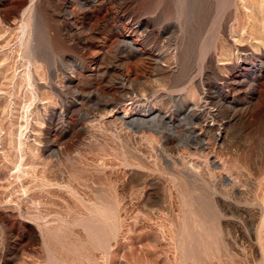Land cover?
<instances>
[{"label": "rangeland", "instance_id": "1", "mask_svg": "<svg viewBox=\"0 0 264 264\" xmlns=\"http://www.w3.org/2000/svg\"><path fill=\"white\" fill-rule=\"evenodd\" d=\"M0 264H264V0H0Z\"/></svg>", "mask_w": 264, "mask_h": 264}, {"label": "bare ground", "instance_id": "2", "mask_svg": "<svg viewBox=\"0 0 264 264\" xmlns=\"http://www.w3.org/2000/svg\"><path fill=\"white\" fill-rule=\"evenodd\" d=\"M140 34H142V32H140ZM157 59H158V58H157ZM159 59H160V58H159ZM159 59H158V60H159Z\"/></svg>", "mask_w": 264, "mask_h": 264}]
</instances>
